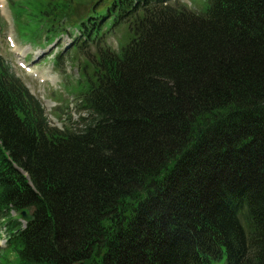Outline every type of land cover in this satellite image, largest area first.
Here are the masks:
<instances>
[{"label":"trees","instance_id":"obj_1","mask_svg":"<svg viewBox=\"0 0 264 264\" xmlns=\"http://www.w3.org/2000/svg\"><path fill=\"white\" fill-rule=\"evenodd\" d=\"M207 2H20L23 40L79 33V117L51 124L0 55L7 259L264 264V0Z\"/></svg>","mask_w":264,"mask_h":264},{"label":"rangeland","instance_id":"obj_2","mask_svg":"<svg viewBox=\"0 0 264 264\" xmlns=\"http://www.w3.org/2000/svg\"><path fill=\"white\" fill-rule=\"evenodd\" d=\"M21 1L22 0H4L5 8L0 9V55L10 63L11 67L17 72L18 76H20L25 85L44 106L50 123L62 128L63 126L60 120L63 119L64 121L66 119L65 113L68 111L75 121L79 117V113L75 106V98L78 93L76 82L80 78V70L78 62H76V60L72 61L71 56L68 58V65L67 59H65L67 66H65L66 71L64 75L54 69L52 61L57 55L63 52L64 46H68L72 43V41L68 38V34L65 33L63 35V40L60 38L54 43H57V45L61 43L63 46L60 45L58 49L54 47L46 52H41L43 50L39 49L40 44L43 45L46 40V36L43 34L41 40L39 41L40 44H34L37 47L31 48L30 45L27 44V42H24L22 38L20 30L24 29V26H20L16 21V16L20 12ZM183 2L188 3V6L194 10H200L204 5L203 0H199V2L197 0H183ZM190 2L193 7L190 6ZM7 33H10L8 35L13 34L14 41L16 42L21 55V58L19 59H24L27 55V64L34 68L33 71L38 74V78L46 79L45 82H41L40 79H34L32 74L24 73L18 68L17 62L19 59L15 58L11 54L6 41V36H4ZM107 33L105 38L108 45L113 50L119 51L121 47L119 41V31H109ZM66 80L68 81V84L63 87ZM71 85H74V88L76 89L74 93L69 92L67 89V87ZM62 109L64 111H62ZM1 234L2 236L5 235L4 232H1ZM5 244V240L0 241V245L2 247H5ZM7 251V249L0 248V264H18L16 263L17 261L14 260V257L9 259L6 258Z\"/></svg>","mask_w":264,"mask_h":264},{"label":"water","instance_id":"obj_3","mask_svg":"<svg viewBox=\"0 0 264 264\" xmlns=\"http://www.w3.org/2000/svg\"><path fill=\"white\" fill-rule=\"evenodd\" d=\"M22 221L26 223H31L34 221V217L31 214H28L26 211L21 213Z\"/></svg>","mask_w":264,"mask_h":264}]
</instances>
